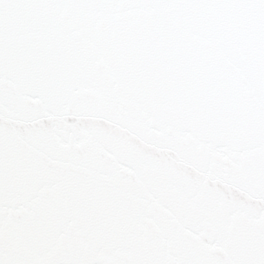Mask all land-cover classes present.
Instances as JSON below:
<instances>
[{
	"label": "snow or ice",
	"instance_id": "snow-or-ice-1",
	"mask_svg": "<svg viewBox=\"0 0 264 264\" xmlns=\"http://www.w3.org/2000/svg\"><path fill=\"white\" fill-rule=\"evenodd\" d=\"M0 264H264V0H0Z\"/></svg>",
	"mask_w": 264,
	"mask_h": 264
}]
</instances>
